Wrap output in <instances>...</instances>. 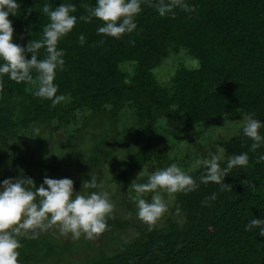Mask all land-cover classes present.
Returning a JSON list of instances; mask_svg holds the SVG:
<instances>
[{
  "label": "trees",
  "instance_id": "obj_1",
  "mask_svg": "<svg viewBox=\"0 0 264 264\" xmlns=\"http://www.w3.org/2000/svg\"><path fill=\"white\" fill-rule=\"evenodd\" d=\"M155 2L145 0L135 17L137 28L116 39L97 34L103 25L97 18L91 22L79 19L88 15L86 6L94 5L95 0H18L17 16L8 19L14 28L13 42L21 47L41 38L49 22L42 13L45 3L51 8L72 3L76 6L72 14L78 19L57 45L64 50L65 64L54 83L57 94L66 99L53 107L50 100L33 95V85L16 83L5 75L0 88V138L33 125L49 129L52 123L70 125L79 111L104 112L114 124L125 114L132 119L130 126L136 127H155L163 118L165 132L172 137L183 136L215 118L234 120L254 113L264 122V0H185L195 11L176 8L174 17H161L150 6ZM80 34L86 37L83 45L78 40ZM174 48H184L197 64L179 65L169 82L161 84L154 70ZM44 55L41 49L38 59ZM25 58H30V53H25ZM260 132L264 135V128ZM153 142L147 140L131 157L118 176L120 184L134 178L145 156L154 160L158 169L169 166L168 145L152 147ZM99 143L88 158L93 166L99 161ZM251 143L242 127L222 143V167L232 155H249L248 166L227 173L223 180L227 187L200 183L204 169L195 168L189 174L199 188L175 193L173 215L163 224L151 230L134 226L133 237L111 252L98 250L83 260L64 264H264V237L258 235V229L245 230L251 219H264V162H255L257 155L264 154V146L252 152ZM39 164L15 156L10 171L16 178L35 181L36 175L26 167H42ZM79 177L86 184L94 179L85 174ZM93 191L96 188H88L85 194ZM213 193L216 199L205 201ZM107 224L109 231L133 225L113 213ZM29 237H18L22 244L19 264H60V257L69 250L47 235Z\"/></svg>",
  "mask_w": 264,
  "mask_h": 264
},
{
  "label": "clouds",
  "instance_id": "obj_2",
  "mask_svg": "<svg viewBox=\"0 0 264 264\" xmlns=\"http://www.w3.org/2000/svg\"><path fill=\"white\" fill-rule=\"evenodd\" d=\"M145 0H95L94 5L86 6L87 16L79 17L84 22H91L93 18L103 22L97 28V34L120 39L124 34L132 33L136 28L135 17L139 14L141 4ZM150 2V0H149ZM154 6L157 13L164 17L175 15L174 9L180 8L185 12L195 11L194 5L185 0H156ZM20 9L18 0H0V88L3 87V77L16 83L25 82L33 85V95L51 101L55 107L64 101V95H58V86L54 83L58 70H63L64 50L58 48V42L65 37L77 24L76 6L72 3H61L51 8L47 3L43 5L42 13L49 22L43 27L42 36L30 40L26 46L13 42L14 28L11 16H17ZM31 11V9H29ZM85 35L78 37L81 45L85 42ZM103 41H101L102 43ZM134 43V41H129ZM44 49V57L38 59L40 50ZM30 53V58H25ZM33 72L36 73L33 76ZM264 122L255 118V114L243 117L242 134L252 143L250 151L255 152L264 146V135L260 129ZM225 149L219 147L215 152L209 151L207 156H197L194 168H203L204 175L200 183L209 182L227 187L223 183L227 173L234 167H246L249 164L247 152L232 155L228 158L226 167L221 163ZM255 162H264V154L255 157ZM95 188V179L85 185ZM135 192L132 199L136 205V216L151 227L167 212L168 206L160 194L183 192L185 194L199 188V183L189 172L182 170L176 163L147 173L146 183H132ZM153 193L150 200L145 194ZM213 193L207 200H215ZM113 204L107 192H90L80 194L74 192L73 181L70 178H48L45 176L42 184L36 187L32 178H6L0 182V264H19L18 249L22 247L18 237L30 233L32 239L37 238L38 232H43L53 226H58L61 235L71 233L72 238L79 239L83 235L86 239H95L107 228V220L111 218ZM258 229V235L264 237V219L253 218L245 226V230Z\"/></svg>",
  "mask_w": 264,
  "mask_h": 264
},
{
  "label": "rangeland",
  "instance_id": "obj_3",
  "mask_svg": "<svg viewBox=\"0 0 264 264\" xmlns=\"http://www.w3.org/2000/svg\"><path fill=\"white\" fill-rule=\"evenodd\" d=\"M194 67L197 62L184 48H174L154 70L157 80L167 84L179 65ZM234 120L215 118L209 123H201L180 137L167 134L165 120L162 118L155 127L130 126V116L122 114L117 124H114L103 112L100 114L89 111H79L76 120L70 125L59 123L49 124L48 127L33 125L29 130L19 128L11 136L2 134L0 138V180L15 179L17 175L10 171L15 156H24L42 167H26L27 171L36 175L35 185L39 187L45 176L48 178H70L73 181L74 192L85 194L88 187L86 181L79 177L85 174L94 177L96 192H107L113 204L112 213L121 221L133 225L109 231L108 229L95 239H86L83 235L73 239L71 233L61 235L58 226L48 228L43 232L37 230L40 237L47 235L53 243L69 247L60 257V264L83 260L98 250L111 252L120 243L129 241L135 232L134 226L148 227L136 216V205L132 197L135 192L131 187L139 179L147 181V173L158 169L156 162L147 156L139 165L134 178L119 183L121 174L137 151L145 146L147 140H153L152 147L168 145L169 165L176 163L182 170L189 172L194 168L197 156H207L209 151L215 152L222 143L235 135L242 127L243 117ZM32 130V131H31ZM100 142V143H99ZM100 144L99 161L93 166L88 158L93 152L94 145ZM45 164V165H43ZM153 193L145 194L150 200ZM165 200L168 210L153 226H160L166 217L172 216L171 207L175 193H160ZM30 234V233H28ZM45 264H51L45 262Z\"/></svg>",
  "mask_w": 264,
  "mask_h": 264
}]
</instances>
